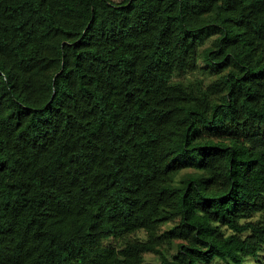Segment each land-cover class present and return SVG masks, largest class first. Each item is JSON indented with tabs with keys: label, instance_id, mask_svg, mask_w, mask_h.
I'll list each match as a JSON object with an SVG mask.
<instances>
[{
	"label": "trees",
	"instance_id": "obj_1",
	"mask_svg": "<svg viewBox=\"0 0 264 264\" xmlns=\"http://www.w3.org/2000/svg\"><path fill=\"white\" fill-rule=\"evenodd\" d=\"M147 254L264 264V0H0V264Z\"/></svg>",
	"mask_w": 264,
	"mask_h": 264
},
{
	"label": "rangeland",
	"instance_id": "obj_2",
	"mask_svg": "<svg viewBox=\"0 0 264 264\" xmlns=\"http://www.w3.org/2000/svg\"><path fill=\"white\" fill-rule=\"evenodd\" d=\"M116 1H119V0H116ZM206 43H207V45L210 44L211 40H208ZM203 66L204 65L202 64V67L198 68L196 72L202 73L203 75L204 74H209V73H207L205 71V69H203ZM141 236L145 237V234L141 233ZM147 259L151 260L154 264H158L159 263L158 257L156 255H154V254H147ZM252 260H254L252 257L247 258V261H252ZM212 264H227V263L225 261H223V260H215Z\"/></svg>",
	"mask_w": 264,
	"mask_h": 264
}]
</instances>
